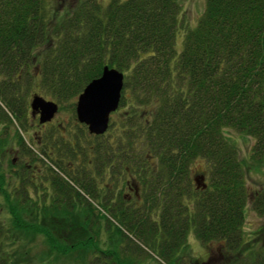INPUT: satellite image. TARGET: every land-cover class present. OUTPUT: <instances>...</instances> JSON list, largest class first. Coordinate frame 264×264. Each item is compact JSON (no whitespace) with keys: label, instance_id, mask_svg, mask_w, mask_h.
I'll return each mask as SVG.
<instances>
[{"label":"trees","instance_id":"1","mask_svg":"<svg viewBox=\"0 0 264 264\" xmlns=\"http://www.w3.org/2000/svg\"><path fill=\"white\" fill-rule=\"evenodd\" d=\"M47 2L0 0V120L21 125L32 86L61 103L109 66L124 74L119 132L56 144L57 159L66 154L83 161L73 171L52 161L46 180L53 199L61 198L50 206L30 196L29 185L39 189L31 178L35 171L20 159L43 158L15 135L19 169L12 171L11 159L5 171L0 160L7 207L0 204V264L34 257L25 259V236L43 237L48 255L39 263L85 249L93 253L89 264H132L118 250L133 244L167 264H182L190 229L206 247L217 242L228 264H264V247L251 248L242 239L247 160L223 132L251 137L249 163L263 159L264 0H206L180 51L176 0H59L52 9ZM6 136L0 137V156L14 145ZM197 160L205 163L204 189L192 184ZM125 170L131 176L118 186ZM131 200L143 207L130 206ZM254 207L264 212V192ZM109 216L117 223L110 224L112 241L103 248L99 224Z\"/></svg>","mask_w":264,"mask_h":264},{"label":"rangeland","instance_id":"2","mask_svg":"<svg viewBox=\"0 0 264 264\" xmlns=\"http://www.w3.org/2000/svg\"><path fill=\"white\" fill-rule=\"evenodd\" d=\"M176 1L179 4V29L176 35L175 45L177 51H180L182 47V39L185 35L186 30L192 29L196 25L200 15L204 11L206 0ZM57 2L59 3V0H48L47 3L50 4V7L52 9L56 6ZM30 72L32 74L36 73L35 68L32 67ZM2 80L3 77L2 75H0V82ZM34 94L41 95L46 99L54 100L49 96H44L37 86H32L27 97V108L29 107L31 97ZM129 95L130 92L128 91L127 98L129 97ZM76 101L77 97L71 98L70 100L61 103L56 101L58 103V111L53 117L52 121L49 123H39L38 117H31L30 112L26 113L25 119L21 122V125L15 120H12V122H10L9 120H0V137L4 138L7 135L6 139H11V143L14 144L11 145L10 152H7L4 156H0L2 167L5 171H10V160L12 159L13 163H15V168H13L12 171L15 172L17 171V169H19V159L17 160V156L19 157V151L17 150V145L15 144L17 142L15 135L18 134L19 136L23 137L24 142L32 149L34 153H37L40 158H43V161H32L26 156H23V158L21 157L20 159H23L25 163L32 165L34 168L33 170L35 171L32 172L33 176L31 178L33 179L37 187L39 186V189L35 190L32 185H29L28 189L30 191V196L32 197V199L37 198L38 196L39 199L49 204L48 206H50L53 200L61 198V196L58 195L56 199H53V197H56V194L53 190V187L46 180V176L49 173L48 167H50V165L54 162L59 163L64 170L67 168H72L73 171L80 168L83 161V156H77L71 160V158L67 157L68 155L66 154H61L62 157H60L59 155L57 159L55 157L56 153H53V150L55 151L56 149V144L60 143L61 141H71V138L75 135H81L83 138V143H85L86 141H91L92 138V136L88 135L87 129L84 127V125L80 124L76 119ZM120 109V106H118L117 110L109 118L110 127H108L107 130V132H109L107 134L108 136L112 137V133L116 134L117 132H119L118 122L120 123L121 116L118 113H120ZM223 132L227 139H229L234 145H236L239 153V158H241L242 160H247L248 164V166L245 168L247 203L244 206L242 239L246 244H249V247L251 248H263L264 212L260 213L259 211H257V209L254 207V204L256 202V199L258 197H261L264 192V157L262 160L252 161L249 163V155L251 153V147L253 144L252 138L230 128L224 129ZM88 159H91V157L89 156ZM152 165L153 164H151L150 167H153V169L155 170L156 164L154 163V165ZM202 173H206L205 163L203 160H197L191 166V177H198ZM28 174L29 172L27 171V175ZM91 175H94L93 172L91 173ZM130 176V171L125 170L124 174L122 173L121 179L118 180V186H120L123 178ZM204 181L208 183L207 175H205ZM100 184L98 186L101 189L102 187L103 189H106L105 186H107L108 180H105L103 182L101 181ZM192 184L194 187V181L192 182ZM36 193L38 195H36ZM123 193L129 194L130 192L129 190H125V192ZM132 197L133 195H131V198ZM90 201L96 204L94 200L90 199ZM137 203L139 202L135 203L133 200H131L129 205L135 206L136 204V206L140 205V208L143 207L142 203L138 205ZM0 204L1 207L3 206L2 208H5V210H7L5 199L2 195H0ZM58 206L60 207V205ZM148 208L146 207L145 210H147ZM158 209L159 208H155V212L158 211ZM51 216L52 215H50V217ZM154 217L157 218V215ZM52 220L61 221L57 218H52ZM101 220L102 221L99 224L100 237L97 238V241L98 245L100 244L101 247L103 246V248H106L109 244H111L112 241H109L110 224H116L117 222L111 216H109L108 218L109 221L106 219ZM63 226L65 228V223ZM186 241L188 248H190V253H184L182 255V264H193L190 262L191 258H197L201 261H207L210 255L212 256V259L208 264L229 263L228 260L225 261L223 255H221L219 251V244L217 242L210 243L209 247L204 246L199 242L198 239H196L192 229L189 230ZM22 246L25 249V259H27L28 256H34L32 258L30 257V259L27 260L25 264H89V262L92 260L93 255L92 252H89L85 249H78L73 252L70 257L67 256L66 258H61L55 261H53V259L55 258L49 257L42 260V263H39V259L41 260L48 255V253H46L48 248L43 240V237L35 236V240L31 241V237L28 238V236H25ZM119 250L118 253L120 257L125 260H129L132 264H167L165 261L160 259L159 255H157L152 250L143 247V245L141 247V250L136 249L133 244H131L129 247H121ZM101 264L112 263L106 261V263Z\"/></svg>","mask_w":264,"mask_h":264},{"label":"water","instance_id":"3","mask_svg":"<svg viewBox=\"0 0 264 264\" xmlns=\"http://www.w3.org/2000/svg\"><path fill=\"white\" fill-rule=\"evenodd\" d=\"M123 73L116 68L104 66L101 74L92 79L78 95L75 112L77 120L87 126L89 133L103 134L109 124L110 114L119 105L123 88ZM31 112L39 113V122L50 121L57 112L58 105L42 96L33 95L30 102ZM197 188H204V176H195Z\"/></svg>","mask_w":264,"mask_h":264},{"label":"flooded vegetation","instance_id":"4","mask_svg":"<svg viewBox=\"0 0 264 264\" xmlns=\"http://www.w3.org/2000/svg\"><path fill=\"white\" fill-rule=\"evenodd\" d=\"M35 116H37V114H35ZM51 121H52V120H51ZM51 121H49V122H51ZM49 122H48V123H49Z\"/></svg>","mask_w":264,"mask_h":264}]
</instances>
